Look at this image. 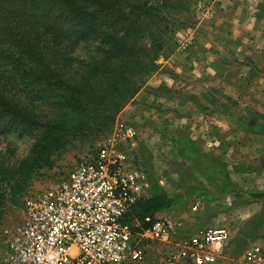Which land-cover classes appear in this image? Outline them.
<instances>
[{
  "label": "rangeland",
  "instance_id": "374dc122",
  "mask_svg": "<svg viewBox=\"0 0 264 264\" xmlns=\"http://www.w3.org/2000/svg\"><path fill=\"white\" fill-rule=\"evenodd\" d=\"M221 3L222 0L150 2L153 9L141 36H131L125 42V50L95 68V71L119 72L127 81V90L136 88L124 98H117L109 90L105 94L103 89L107 85L97 74L87 81L89 86L83 97L78 98L77 105L64 106L61 110L19 93L17 83L13 85L14 93L27 105L24 106L28 112L42 122L51 121L54 127L47 131L42 128L33 134L28 130L6 129L0 135V256L8 233L22 221L25 199L66 177L76 163L113 132L118 122L135 130L128 147L129 159L147 177L145 198L164 193L177 218L182 215L192 218L191 228L185 231L187 235L202 229L225 228L228 238L223 249L230 255L228 260L240 256L248 244L263 239L264 186L253 174L263 169V164L239 166L236 173L240 175L232 178L233 165L226 164L223 169L217 166L215 152L204 146L205 135L199 129L193 131L194 128L186 127L182 109L176 108V102H166L167 97L182 92L151 82L153 77L158 79L162 60L175 46L185 51L193 42V39L179 41L177 34L209 29L217 21ZM95 44L89 41L78 45L71 53L72 68L79 71L87 59L96 60L101 56ZM208 92L216 95L219 91L212 88ZM232 106V101L224 99L221 112ZM221 122L227 124L224 120ZM43 137L45 146L37 147L38 139ZM254 185L261 188L254 189ZM190 205H201V208L190 214L187 213ZM181 237L176 234V239ZM168 248L166 244L151 245L145 263L163 264Z\"/></svg>",
  "mask_w": 264,
  "mask_h": 264
},
{
  "label": "built area",
  "instance_id": "2783aa9c",
  "mask_svg": "<svg viewBox=\"0 0 264 264\" xmlns=\"http://www.w3.org/2000/svg\"><path fill=\"white\" fill-rule=\"evenodd\" d=\"M135 130L123 122L63 179L28 196L20 225L8 233L0 264H143L151 245H169L163 264H213L222 227L198 230L173 243L180 223L132 208L145 198L147 177L129 159ZM224 264H264V240Z\"/></svg>",
  "mask_w": 264,
  "mask_h": 264
},
{
  "label": "trees",
  "instance_id": "16d2710c",
  "mask_svg": "<svg viewBox=\"0 0 264 264\" xmlns=\"http://www.w3.org/2000/svg\"><path fill=\"white\" fill-rule=\"evenodd\" d=\"M153 1L0 0V135L6 129L33 134L54 127L51 121L42 122L28 112L24 101L14 93L15 83L19 93L31 95L56 110L77 105L89 86L87 81L96 74L107 85L105 94L108 90L117 98L133 94L136 88L127 90V81L119 72L95 68L125 50L131 36H141ZM89 41L96 42L101 56L87 59L79 72L72 68L71 53ZM45 144L43 137L36 145L42 148ZM170 206V199L158 193L138 200L132 213L142 219Z\"/></svg>",
  "mask_w": 264,
  "mask_h": 264
},
{
  "label": "crops",
  "instance_id": "0c3cea01",
  "mask_svg": "<svg viewBox=\"0 0 264 264\" xmlns=\"http://www.w3.org/2000/svg\"><path fill=\"white\" fill-rule=\"evenodd\" d=\"M263 6L264 0H222L217 21L209 29L177 34L179 41L193 39V42L185 51L175 46L162 60L158 79L151 80L158 86L169 90L178 88L182 92L167 97L166 102H176V108L182 109L186 127L194 128L193 131L199 129L205 135L204 146L215 152L217 166L223 169L226 164L233 165L232 178L240 175L236 173L239 166L260 162L264 167ZM212 88L219 92L209 95ZM224 99L232 101L233 106L221 112ZM263 172L264 168L253 174L264 186ZM253 188L261 187L254 185ZM200 206H188L187 213H197ZM153 217L171 222L184 217L171 240L180 242L189 236L185 231L191 228L192 218L188 215L177 218L169 207L154 213ZM177 233L182 236L180 239H176ZM226 245L225 241L216 246L218 255L213 264H224L230 259L223 249Z\"/></svg>",
  "mask_w": 264,
  "mask_h": 264
}]
</instances>
